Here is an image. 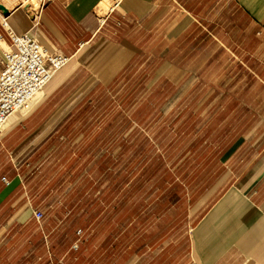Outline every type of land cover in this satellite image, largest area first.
<instances>
[{
    "label": "crops",
    "instance_id": "obj_1",
    "mask_svg": "<svg viewBox=\"0 0 264 264\" xmlns=\"http://www.w3.org/2000/svg\"><path fill=\"white\" fill-rule=\"evenodd\" d=\"M103 1H42L35 35L49 52L69 60L24 110L9 117L0 136V241L13 225L43 214L18 211L6 218L4 210L26 199L25 166L34 168L32 161L42 150L45 156L52 152V141L71 120L67 113L79 95L95 85L110 86L155 48L158 78L180 94L173 107L181 94L201 85L209 94L219 85L222 94L237 95L234 106H221V123L254 126L247 139L238 140L248 147L244 154L250 159L231 163L240 151L236 144L221 154L224 160L217 166L195 167L185 181L159 182L162 188L141 200L138 230L132 129L124 136L113 134L105 149L113 159L98 168L103 187L94 178L91 183L93 223L102 203L113 205L110 220L124 219V227L108 236L109 264H264V0H114L101 15ZM6 4L0 3V73L10 35L24 34L33 25L21 2L12 9ZM123 156L124 163L117 164ZM215 169L219 179L198 180ZM61 210V220L83 219L77 211ZM82 236L76 232L75 251ZM5 253L0 242V264Z\"/></svg>",
    "mask_w": 264,
    "mask_h": 264
},
{
    "label": "rangeland",
    "instance_id": "obj_2",
    "mask_svg": "<svg viewBox=\"0 0 264 264\" xmlns=\"http://www.w3.org/2000/svg\"><path fill=\"white\" fill-rule=\"evenodd\" d=\"M38 8L25 7L29 14ZM157 65L154 48L136 58L110 86L95 85L79 95L76 107L67 113L71 120L60 126L59 137L52 141V152L45 156L42 150L32 161L37 163L34 168L25 166L22 192L27 193L26 199L14 208L5 207L6 218L18 211L44 214L40 221L32 216L29 222L7 230L0 241L5 264H109L108 236L112 229L124 227V219L110 220L113 205L102 203L95 206L99 218L93 223L91 183L94 178L103 187L104 173L98 168L113 159L105 154L113 134L124 136L132 129L133 219L138 230L141 200L162 188L159 182L185 181L195 167L217 166L224 160L221 154L236 144L240 151L231 163L248 162L244 154L248 147L240 146L238 140L247 139L254 126L221 123V106H234L237 95L222 94L219 85L209 94L201 85L181 94L179 105L173 107L180 94L173 92L170 82L158 78ZM124 159L118 158L117 164ZM216 171L201 173L198 180L219 179ZM82 196L83 203L77 204ZM62 208L77 211L83 219L61 220ZM79 230L83 236L75 251L72 246ZM94 231L98 234L92 236Z\"/></svg>",
    "mask_w": 264,
    "mask_h": 264
},
{
    "label": "built area",
    "instance_id": "obj_3",
    "mask_svg": "<svg viewBox=\"0 0 264 264\" xmlns=\"http://www.w3.org/2000/svg\"><path fill=\"white\" fill-rule=\"evenodd\" d=\"M41 8L42 3L31 14L32 28L21 35L11 34L10 45L4 51L0 73V136L9 117L24 110L69 60L64 55L49 52L39 43L35 29ZM4 26H7L6 22ZM34 216L37 221L43 218L40 212Z\"/></svg>",
    "mask_w": 264,
    "mask_h": 264
},
{
    "label": "bare ground",
    "instance_id": "obj_4",
    "mask_svg": "<svg viewBox=\"0 0 264 264\" xmlns=\"http://www.w3.org/2000/svg\"><path fill=\"white\" fill-rule=\"evenodd\" d=\"M6 1H8V2H6ZM35 1H31V3L29 4V0H24L22 6L23 7H30L31 9L38 8V6L41 5L43 0H35ZM113 1L114 0H104L101 3L100 8L98 9L99 13L101 15H104L106 11H109L112 8ZM3 2H5L4 5L7 3L6 6L9 8L16 6L18 4V0H3ZM10 9H12V8H10Z\"/></svg>",
    "mask_w": 264,
    "mask_h": 264
},
{
    "label": "water",
    "instance_id": "obj_5",
    "mask_svg": "<svg viewBox=\"0 0 264 264\" xmlns=\"http://www.w3.org/2000/svg\"><path fill=\"white\" fill-rule=\"evenodd\" d=\"M1 10L6 14L7 11L2 7ZM33 19V18H32Z\"/></svg>",
    "mask_w": 264,
    "mask_h": 264
}]
</instances>
